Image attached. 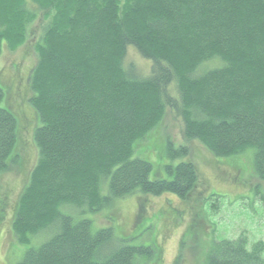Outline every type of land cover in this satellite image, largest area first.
Masks as SVG:
<instances>
[{
	"label": "trees",
	"instance_id": "16d2710c",
	"mask_svg": "<svg viewBox=\"0 0 264 264\" xmlns=\"http://www.w3.org/2000/svg\"><path fill=\"white\" fill-rule=\"evenodd\" d=\"M30 7L55 15L31 77L39 159L13 230L23 245L49 238L20 264L160 259L156 241L133 245L112 226L95 229L89 215L134 194L187 200L196 191L187 147L167 142L181 161L157 177L136 153L167 110L216 157L254 150L251 171L264 182V0H0V53L25 42L37 16ZM130 47L151 61L148 76L126 65ZM19 133L0 79V175L20 158ZM208 251L205 264H264L243 240Z\"/></svg>",
	"mask_w": 264,
	"mask_h": 264
},
{
	"label": "rangeland",
	"instance_id": "374dc122",
	"mask_svg": "<svg viewBox=\"0 0 264 264\" xmlns=\"http://www.w3.org/2000/svg\"><path fill=\"white\" fill-rule=\"evenodd\" d=\"M30 10L37 16L28 23L25 42L14 49L5 43L0 53V79L6 89V104L16 114L20 132V158L0 175V264H20L30 248L49 238V234L39 236L30 245H23L13 230L17 207L39 159L34 143L39 115L31 104V77L39 62L37 46L55 15V10H50V15L34 7ZM132 64L143 76L151 72V61L135 47L129 48L126 59L127 66ZM183 130L182 118L167 110L157 127L140 140L136 153L153 164V176L157 177L161 170L165 175L166 164L181 161L168 154L167 142L172 141L174 149L187 147L199 171L196 191L187 200L173 195L134 194L90 214L94 228L112 226L136 246H150L156 241L161 257L154 264H205L213 241L224 240H243L248 250H257L264 258V182L258 181L251 171L254 150L216 157L199 141L186 139Z\"/></svg>",
	"mask_w": 264,
	"mask_h": 264
}]
</instances>
